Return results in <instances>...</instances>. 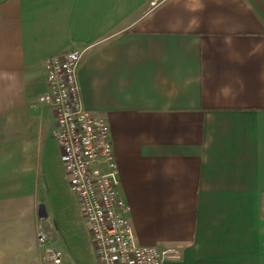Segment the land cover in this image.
I'll list each match as a JSON object with an SVG mask.
<instances>
[{"label":"crops","instance_id":"1","mask_svg":"<svg viewBox=\"0 0 264 264\" xmlns=\"http://www.w3.org/2000/svg\"><path fill=\"white\" fill-rule=\"evenodd\" d=\"M152 1L0 0V264L42 262L60 150L38 97L69 51L137 244L163 264H264V0Z\"/></svg>","mask_w":264,"mask_h":264},{"label":"built area","instance_id":"2","mask_svg":"<svg viewBox=\"0 0 264 264\" xmlns=\"http://www.w3.org/2000/svg\"><path fill=\"white\" fill-rule=\"evenodd\" d=\"M81 57L82 52L69 51L46 58L45 91L38 103L52 109L60 163L69 192L81 203L95 264H163L166 252L136 242L127 217L129 207L119 197L109 125L81 102L77 79ZM49 239V231L39 227L41 264H62L60 250L49 246Z\"/></svg>","mask_w":264,"mask_h":264},{"label":"rangeland","instance_id":"3","mask_svg":"<svg viewBox=\"0 0 264 264\" xmlns=\"http://www.w3.org/2000/svg\"><path fill=\"white\" fill-rule=\"evenodd\" d=\"M53 166L54 174L39 194L46 214V225L43 228L51 232L50 239L56 238L62 247L64 264H95L81 203L69 192L60 161Z\"/></svg>","mask_w":264,"mask_h":264}]
</instances>
